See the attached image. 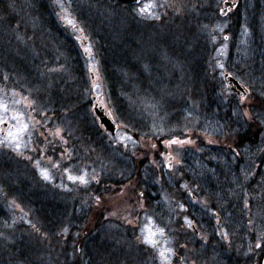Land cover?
I'll return each mask as SVG.
<instances>
[{
    "label": "rangeland",
    "instance_id": "rangeland-1",
    "mask_svg": "<svg viewBox=\"0 0 264 264\" xmlns=\"http://www.w3.org/2000/svg\"><path fill=\"white\" fill-rule=\"evenodd\" d=\"M41 1L47 7V13L50 15L49 23L55 28L58 41H70L71 46L82 55V64L91 89L89 99L95 98V103L91 101L85 108L86 113L81 116L94 119L102 130L92 109L93 104H97L114 122L117 131L114 137L106 133L105 137L101 135L102 145L98 142L90 143L87 149L85 140L77 150L73 140L78 130H68L63 124L65 122L63 115L58 117L47 115L46 119L42 120L43 115L37 110L45 106L41 105L39 100L33 102L29 97L30 94L25 95L15 90L8 83L10 79L6 75L2 76L0 100L8 105L9 111L5 115L8 122L0 124V140H5L0 144V175L4 174L3 178L0 176V186L1 181L11 186H16L18 181L24 182L29 190L33 189L49 201L53 202L55 199L58 205L66 207V213L69 215V218L63 221L62 227L58 228V224L54 227L55 233L50 231L41 233V226L33 218L34 212H30L33 209L30 208L27 198H19L18 191L10 192L2 187L0 201L10 213V219L29 230L38 231L41 235L39 236L41 246L43 244L48 246L50 243L54 246L52 242H55L70 248V255L75 264L86 263L85 251L91 255L89 264H166L165 259L160 256L162 251L166 253L167 264H218L216 257L218 246L223 248L224 256L230 250L233 251L234 231L240 228L246 233L244 242L240 246L245 245L248 248L247 257L253 245V243L249 244L252 239L257 240L254 244L264 245V213L258 218L259 220H254L252 206L247 196L244 205L240 207L241 210L238 212L240 218L237 220L244 226L236 228L230 223L227 224V219L222 220L221 216L210 207L209 202L199 196L183 178L184 169L186 168L187 171L185 159L204 155L201 152L203 141H212L214 135L220 133L219 126L204 115L202 108L205 105L199 90L201 84L197 85L195 82L196 78H200L198 69L209 71V76L215 79V83L219 86L217 94L222 100V107H236L242 118L246 117L244 113H248V108L253 105L254 95L257 92H259L257 95L260 94L258 83L254 85L256 82L253 81L251 85L241 69L247 68L248 65L252 66L256 54H259V58H264V43L261 47L255 45L257 40L259 43L264 39L262 36L264 35V0H260L261 4L258 2L253 13V17L255 18L256 15L257 20L253 21L250 18V22L256 23L254 35L251 28L246 26L249 19L245 15H250L253 9V4L249 1L243 5L244 9L240 7L231 15L229 11L227 15L220 16L222 4L227 0H208V5H212L215 14H211L208 22L201 24L197 29L183 22L182 14L191 16L198 9L204 6L206 8L208 6L206 0H154L157 6L151 9V12L153 17L158 16V19L140 14V8L147 5L150 0L132 6L131 14L138 23L151 22L163 28L176 26L172 32L170 30V34L175 38L172 37L176 47L180 48L182 44L180 34L190 39L191 47L190 51L186 50V55L193 52V46L196 45V54L191 59L189 56H183V51H177L173 58H165L166 61L161 54L160 58L164 65L160 64L159 68L165 78L159 83H150L152 86L157 85L155 88L171 83L170 93L167 96L164 92L165 96L159 99V102H178L176 108L183 109V116H176L174 121H169L168 117L163 115L158 117L155 112L143 119L140 110L136 111L138 113L131 112V109L135 108L127 109V114H118L110 108L103 91L98 60L88 39L87 29L83 26L86 19L82 16L88 15L87 7L95 6L97 0ZM19 7L11 10L13 15L8 20L23 21L20 33L30 43L31 49L34 51L39 49L48 59L46 64L52 69L49 75L59 83L65 76L61 71L62 68L55 66L58 63L56 59L59 60L61 57L58 50L52 48V43L48 44L49 36L34 24L35 20L30 15L28 5L24 2L22 13L19 12ZM20 15L22 18L16 17ZM69 20L72 21L71 24ZM238 21L239 23L236 24ZM178 25L181 29L177 27ZM18 27L14 24L11 31ZM164 30L168 31L169 28ZM4 35V39L9 37L14 40L11 42L14 50L23 49V45L25 46L24 41L22 44L12 35L7 36V33ZM193 39L196 42L191 41ZM202 48L204 53L200 54ZM39 51L37 50L38 53ZM248 61L251 64L247 65ZM51 63L54 65H50ZM224 73L238 78L248 90V95L243 97V101L224 87L222 81ZM202 74L204 73L201 72ZM17 78L21 86L32 85L29 77L23 74ZM261 98L264 99V96ZM141 103L142 107L146 106L145 102ZM158 108L162 111L161 107ZM16 114L21 116L20 123L28 125L27 131L21 133L19 137V147L5 139L9 129L16 131L17 121L11 119ZM141 121L147 123L143 128L137 125ZM149 126L154 130L148 138ZM259 139H263L264 143V133ZM154 140L155 142L160 140L163 151L159 156L155 152L159 154ZM171 140L188 141V143L169 144ZM98 146L103 147V152L97 149ZM256 152H259L256 154L260 156L259 159L264 161V147L262 149L258 147ZM93 155L94 157L91 158ZM259 159L250 165L248 162L244 164V166L248 165L244 171L242 170L247 176L246 179L243 178L244 181H252L257 173H261L264 178V162ZM45 172L48 175L47 179L43 175ZM135 172L141 174L140 186L135 185L134 181L131 182L132 184L127 183ZM69 177H84L86 183H81L79 180L74 182ZM105 181H109L108 185H102ZM143 185L145 186L142 187ZM146 186L149 194L145 191ZM186 221L191 222V227ZM255 228L263 231L261 236H253ZM148 230L155 233L153 237L157 242L155 247L143 243ZM53 236L58 241H55ZM92 243L94 247L104 248L107 254L106 261H102L103 258H99L100 256L91 251Z\"/></svg>",
    "mask_w": 264,
    "mask_h": 264
},
{
    "label": "trees",
    "instance_id": "trees-1",
    "mask_svg": "<svg viewBox=\"0 0 264 264\" xmlns=\"http://www.w3.org/2000/svg\"><path fill=\"white\" fill-rule=\"evenodd\" d=\"M248 1L253 4V9L250 15H245L249 19L246 26L251 28L254 35L256 23L253 21L257 20V16L255 15L254 18L253 13H255L256 5L258 2L261 4V1L239 0L236 11L247 4ZM24 2L28 5L30 15L35 20L34 24L49 36H47L48 44L51 45L52 43V48H56L61 56L59 60L56 59L58 63L55 66L62 68L61 71L65 77L59 83L49 75V71L52 69L46 64L48 59L41 54L39 49L36 48L40 53L31 49L29 47L30 43L20 33L23 28V21L16 20L13 22L8 20L13 15L11 10L19 7V5V12L22 13ZM205 3L208 5V0ZM87 8L89 9L88 15L82 16L86 19L83 26L87 29L88 39L98 60L103 91L112 111L118 114H127V109L135 108L131 109V112L138 113L136 111L140 110L143 119L155 112L158 117L161 115L168 117L169 121L176 120V116H183V109L176 108L178 102L172 103L168 100L167 103L159 102V99L165 94L168 96L170 93L171 83L163 87L159 85L157 88H155L157 85L152 86L150 83H159L160 80L162 81L165 78L159 68L160 64L161 66L164 65L160 55L162 54L163 59H165L168 57L173 58L177 51H183L185 54L186 50L191 47L190 39L180 34L179 38L182 44L180 48L176 47L175 38L173 34H170V30L172 32L176 26L170 25L171 27L163 28V26L156 23H143L141 21L138 23L135 16L131 14L132 6L121 5L115 0H97L95 6ZM258 8L260 9V6ZM213 9L212 5L209 4L206 8L204 6L193 12L191 16L184 13L182 14L184 16L183 22L189 23L192 28L197 29L201 27V24L208 22L211 14H215ZM78 12L80 13L79 9ZM16 17L22 18V15ZM250 18L253 21L250 22ZM49 19L50 15L47 13V7L41 0H0V82L3 80L2 76L6 75L10 79L8 83L15 90L21 91L25 95L30 94L29 97L33 102L39 100L41 105L45 106L43 109L37 110L40 115H43L42 120H45L47 115L54 117L63 115L65 120L63 124L67 129L70 131L72 129L78 130L76 138L73 140L75 149L78 150L81 142L85 143V140L87 141L85 143V145L87 144L86 148L89 147L90 143L94 144L95 142L102 145L101 135L105 137L106 134L99 129L94 119L81 116L86 113L85 108L91 103L89 99L91 89L86 70L82 64V55L74 46H71L70 41H58L59 37L56 35L55 28L49 23ZM238 23L239 21L236 24ZM14 24L19 27L11 31ZM149 26L155 27L152 29L148 28ZM177 27L181 29L180 25ZM167 28H169L168 31L164 30ZM6 33L7 36L12 35L22 44L24 41L25 46L23 45V49L14 50L13 43H11L14 40L9 37L3 38ZM262 36L264 38V35ZM263 43L264 39L259 43L257 40L255 45L261 47ZM192 50L193 52H189L188 55L183 54V56L193 58V55L196 54V45L193 46ZM203 53L204 49L202 48L200 54ZM258 55L256 54L252 64L249 61V63L247 62V65L251 64L252 66L248 65L247 68L241 69L246 80L251 85L253 81L256 82L254 85L258 83L257 85L260 88V94L257 95L259 93L257 92L254 95L253 105L248 108L251 113L250 123L241 119L240 112L236 107H222V100L217 94L219 86L215 83V79L209 76V71L198 69L200 78L195 80L197 85L201 84L199 90L203 97L205 107L202 109L206 118L218 126L226 128L234 144H246L244 148L246 153L244 156L245 151H243L242 165L235 163L232 166L217 167L212 163L216 160L214 148L212 144L207 145V148H201V152L205 151L203 152L204 155H195L191 156L190 159H185L187 171L185 168L183 178L194 188V191L198 192L199 196L209 202L210 207L216 214L221 216L222 220L227 219V224L230 223L231 226L236 228L244 226L237 220L240 218L238 212L241 210L240 207L244 205L246 196L251 203L252 218L254 220H259L258 218L264 213V209H260L264 208V202H262L264 201V178L261 173H257L252 181L246 182L243 179L247 177L246 173L243 172L244 169L260 157L256 155L259 153L256 150L258 147L260 149L264 147L263 139H259L264 133V99L261 98L264 96L261 95L264 94V58H259ZM50 65L53 66L54 63ZM201 72L204 74L201 75ZM22 74L27 78L29 77L28 79L32 81V85L25 87L18 83L17 76ZM191 96L198 100L194 95ZM213 97H216V99ZM141 102H145L146 106L142 107ZM158 104H161V106ZM140 107L142 108L139 109ZM158 107H161L162 111ZM137 125L143 128L147 123L141 121ZM150 127L147 130L148 138L154 130ZM140 130L142 131V129ZM155 143L159 154L157 151L155 152L159 156L160 152L163 151L160 140ZM97 149L101 152L104 150L101 146H98ZM132 158H135V156H132ZM259 160L264 162L262 159ZM246 162H248V165L244 166ZM141 167L145 168L144 166ZM136 168L139 169L140 167ZM140 175L139 172H135L130 176L131 179L127 183L132 184L131 182L134 181L135 185L140 186L142 179ZM0 176L3 178L4 174ZM1 183L0 188L5 187L10 192L18 191L19 198H27L30 208L33 209L30 212H34L33 218L41 226V233L46 231L55 233L54 227L57 224L58 228L62 227L63 221L69 218L66 207L58 205L55 199L53 202L49 201L33 189L29 190L24 182L18 181L16 186L7 185L3 181ZM108 183L109 181H105L102 185H108ZM145 188L148 193V187ZM4 206L3 202L0 201V264H75L72 261L73 257L70 255V248L58 245L55 242H52L54 246H51V243L48 246L45 244L41 246L40 233L13 222L10 219V213L5 210ZM234 232V239L232 240L234 249L227 253L229 255L224 256L223 248L218 246L219 250L216 251L218 264H264V245L257 247V244H254L257 240L252 239L249 244L253 243V245L250 247L251 252H248L250 254L247 257L248 248L245 245L240 246L244 242L245 231L240 228V230L236 229ZM262 232L260 229L255 228L253 236H261ZM53 237L55 241H58L55 236ZM91 251L100 256L99 258H103L102 261H106L107 254L103 247H94L92 243ZM84 257L86 263L83 264H89L91 261L90 253L85 251Z\"/></svg>",
    "mask_w": 264,
    "mask_h": 264
},
{
    "label": "flooded vegetation",
    "instance_id": "flooded-vegetation-1",
    "mask_svg": "<svg viewBox=\"0 0 264 264\" xmlns=\"http://www.w3.org/2000/svg\"><path fill=\"white\" fill-rule=\"evenodd\" d=\"M232 1H235V0H232ZM231 13L229 15H231ZM222 81L224 83V87L227 90H229V92H231L233 95L237 96L238 98L245 97L246 95H248V90L245 89V87L238 80V78L234 77L232 74L224 73ZM234 82L238 83L239 87L242 89L241 91L238 90V87H236ZM248 115H247L248 117L246 116L241 119H244L245 121H248V123H250L251 113L248 112ZM218 131L220 133H218V135L217 134L214 135L215 136L214 140L207 141V142L204 141V144L201 146V148H207L208 147L207 145L212 144L214 151H215V155H216V160L212 161V163L217 167H226L227 165L232 166L235 163L242 165L241 157L243 156V151H245L244 152V156H245L246 149L244 150V148L246 144L243 143V144L236 145L232 143L231 135L226 131V128L219 126ZM205 163H207V161H205Z\"/></svg>",
    "mask_w": 264,
    "mask_h": 264
},
{
    "label": "snow or ice",
    "instance_id": "snow-or-ice-1",
    "mask_svg": "<svg viewBox=\"0 0 264 264\" xmlns=\"http://www.w3.org/2000/svg\"><path fill=\"white\" fill-rule=\"evenodd\" d=\"M157 5L156 3L154 2V0H150V2L141 7L140 8V14L141 15H144V14H147L149 17H152V18H156L158 19L159 17L158 16H155L153 17V14L151 12V9L155 8ZM69 23L71 24L72 21L69 20ZM227 39V37H226ZM86 51H90V49H85ZM243 97H241V100L243 101ZM9 111V107L6 103L3 102V100H0V124H6L8 121L5 119V115L8 113ZM244 115H248V113H244ZM12 120H15L17 121V127H16V131L14 132L12 129H9L7 131V135H6V140L9 142V143H13L15 144L17 147H19V137L21 135V133L23 132H26L27 129H28V125L27 124H22L20 123L21 121V116L19 114H16V115H13L11 117ZM5 140H0V144L4 143ZM169 144H185V143H188V141H179V140H171L168 142ZM45 179L48 178V175L47 173H43ZM69 179L73 180L74 182L76 180H79L81 183H86V180L84 179V177H69ZM186 223H188L189 227H191V222L190 221H186ZM161 235L163 234V232L161 231L160 233ZM155 236V233L151 232V230H148V234L146 236H144V239H143V243L145 244H148L149 246H152V247H155L156 246V240L153 238ZM257 247H260L259 244H257ZM170 251V250H169ZM160 256L161 258L165 259V262L167 264V259H166V253L165 252H160Z\"/></svg>",
    "mask_w": 264,
    "mask_h": 264
},
{
    "label": "water",
    "instance_id": "water-1",
    "mask_svg": "<svg viewBox=\"0 0 264 264\" xmlns=\"http://www.w3.org/2000/svg\"><path fill=\"white\" fill-rule=\"evenodd\" d=\"M115 1L124 6H134V5H137L143 2L144 0H115ZM236 5H237L236 2H233V1L223 2L222 10L219 12L220 16L227 15V12L234 10ZM234 83L236 87H238V90L241 91L242 89L239 87L238 83L237 82H234ZM94 101H95V98H93V102ZM92 109H93V114L95 118L97 119L99 126L103 129L105 133L109 134L111 137H114L117 131L114 122L103 111V109L97 104H94Z\"/></svg>",
    "mask_w": 264,
    "mask_h": 264
},
{
    "label": "bare ground",
    "instance_id": "bare-ground-1",
    "mask_svg": "<svg viewBox=\"0 0 264 264\" xmlns=\"http://www.w3.org/2000/svg\"><path fill=\"white\" fill-rule=\"evenodd\" d=\"M233 2H236V4H238L239 0H235V1H233ZM213 98H215V99H216V97H213Z\"/></svg>",
    "mask_w": 264,
    "mask_h": 264
}]
</instances>
